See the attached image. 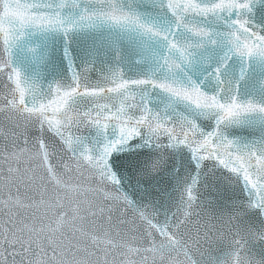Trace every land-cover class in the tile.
Segmentation results:
<instances>
[{
    "label": "snow or ice",
    "instance_id": "6c2138e0",
    "mask_svg": "<svg viewBox=\"0 0 264 264\" xmlns=\"http://www.w3.org/2000/svg\"><path fill=\"white\" fill-rule=\"evenodd\" d=\"M0 264H264V0H0Z\"/></svg>",
    "mask_w": 264,
    "mask_h": 264
}]
</instances>
